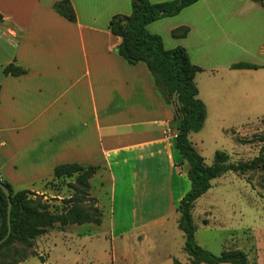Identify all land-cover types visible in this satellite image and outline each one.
<instances>
[{"label":"crops","instance_id":"0c3cea01","mask_svg":"<svg viewBox=\"0 0 264 264\" xmlns=\"http://www.w3.org/2000/svg\"><path fill=\"white\" fill-rule=\"evenodd\" d=\"M58 1L0 0L1 175L15 190L44 194L57 165L97 166L95 176L105 175L99 187H111V237L131 236L139 243L150 236L148 227L178 214L179 202L191 189L189 164L169 131L175 107L166 103L144 62L131 64L118 53L121 37L109 24L114 16L132 12V0H71L76 22L54 10ZM182 27L187 34L174 36ZM147 28L162 37L166 49L186 48L202 68L196 83L207 118L217 112L218 117L246 113L238 105L242 97L250 99L251 111L257 110L264 93L256 85L250 89L255 99L240 87L237 94L219 88L233 76L264 68H231L242 61L255 63L245 52L253 46V34L264 31V5L198 0ZM11 63L26 73L6 75L4 67ZM116 190L128 194L130 203L127 228L120 232ZM101 209L103 218V204ZM164 255L174 262L171 250Z\"/></svg>","mask_w":264,"mask_h":264},{"label":"rangeland","instance_id":"374dc122","mask_svg":"<svg viewBox=\"0 0 264 264\" xmlns=\"http://www.w3.org/2000/svg\"><path fill=\"white\" fill-rule=\"evenodd\" d=\"M256 45L257 52L254 50ZM246 51L245 56L254 64H264V31L253 34V46ZM238 54L240 52L234 53L236 56ZM252 86L264 93V68L253 70L248 75L233 76L219 90L230 94L249 90L255 99V89L250 90ZM240 99L238 105L245 106L246 113L236 111L226 117H218L217 112L207 118L199 132L189 136L207 164L214 162L217 150L227 151L233 162L249 161L259 154V138L264 135V99L253 111L252 105L246 102L250 101L249 98ZM237 139H241V142ZM95 177L90 179V193L96 200L90 203L97 205L101 211L102 204L105 206L102 224L87 223L62 228L60 223H55L35 239V255L19 264H175L173 260L165 259L164 253L168 250L181 262L192 264L184 250V233L177 225L179 212L169 221L159 223L156 228L148 227L150 236L146 240L139 239V243H135L131 236L113 239L110 235L111 187H99L104 174L101 178ZM75 180V176L49 180L45 185L46 192L37 193L33 198L48 205L51 212L61 213L66 207L64 199L74 193L71 185ZM188 181L187 185L190 183ZM212 184V188L196 201L193 209L198 244L214 254L242 249L248 254L249 264H264V168L245 173L228 171L214 179ZM127 199L128 194L121 195L116 190L117 232L127 228L125 224L128 223L130 206ZM88 205L82 204L80 207L87 209ZM78 230L82 232L81 235L77 234Z\"/></svg>","mask_w":264,"mask_h":264},{"label":"trees","instance_id":"16d2710c","mask_svg":"<svg viewBox=\"0 0 264 264\" xmlns=\"http://www.w3.org/2000/svg\"><path fill=\"white\" fill-rule=\"evenodd\" d=\"M198 0H170L152 3L150 0H132V12L129 15H116L109 24L110 30L121 37L118 53L129 63L144 62L152 73L155 83L168 104L175 107L172 128L177 131L176 143L179 153L188 162V177L191 189L181 199L177 211L180 213L179 228L185 235L184 250L190 256L192 264H249L248 254L242 249L225 250L220 254L203 248L196 240L197 225L194 222L193 209L196 201L210 188L212 181L228 171L245 173L264 168V135L259 138V154L249 161L233 162L225 150H217L214 162L207 164L205 158L196 150L189 138L190 133L199 132L205 124L208 110L199 97L196 76L202 68L194 64L186 48L177 46L172 49L164 47L163 39L158 34L149 32L147 26L159 19L179 14L184 8ZM264 5V0H252ZM54 10L71 22L77 21V14L71 0H60L53 6ZM188 29L182 27L174 31V36H185ZM260 66L250 62H238L231 65L233 69H258ZM6 75L20 76L26 69L11 63L4 67ZM2 85L0 84V92ZM241 142V139H237ZM97 166L80 163H63L54 169V179L76 178L72 186L74 193L64 199L65 209L53 213L48 205L42 204L33 196L37 193L28 190H15L4 179L0 180L11 192V235L0 244V264H19L35 255V239L46 232L55 223L62 228L71 224L102 222V211L91 201L90 179L98 171ZM89 204L87 209L80 207ZM8 197L0 187V239L8 231ZM175 264H185L174 259Z\"/></svg>","mask_w":264,"mask_h":264},{"label":"water","instance_id":"95a60500","mask_svg":"<svg viewBox=\"0 0 264 264\" xmlns=\"http://www.w3.org/2000/svg\"><path fill=\"white\" fill-rule=\"evenodd\" d=\"M0 187L3 189V191L7 195L8 201H9V206H8V225H9V227H8L7 234L2 239H0V244H2L11 235L12 229H11L10 213H11L12 204H11V192H10L9 188L1 180H0Z\"/></svg>","mask_w":264,"mask_h":264},{"label":"built area","instance_id":"2783aa9c","mask_svg":"<svg viewBox=\"0 0 264 264\" xmlns=\"http://www.w3.org/2000/svg\"><path fill=\"white\" fill-rule=\"evenodd\" d=\"M169 131L171 132V134L174 136V137H177V131L175 129H169Z\"/></svg>","mask_w":264,"mask_h":264}]
</instances>
